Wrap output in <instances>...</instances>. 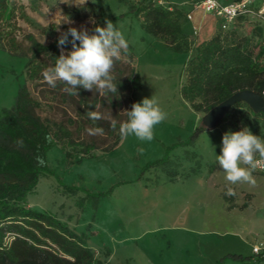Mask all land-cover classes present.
Wrapping results in <instances>:
<instances>
[{"label": "trees", "instance_id": "16d2710c", "mask_svg": "<svg viewBox=\"0 0 264 264\" xmlns=\"http://www.w3.org/2000/svg\"><path fill=\"white\" fill-rule=\"evenodd\" d=\"M15 13V3L0 0V48L5 47V40L12 45L8 48L11 51L16 47ZM141 13L143 20L140 26L144 32L173 44L174 50L180 51L177 41L186 37L180 19L185 20L187 12L177 4L163 7L148 0L139 5L130 4L125 12L110 18L100 12L99 24L95 23L89 34H93L97 25L105 27V20L112 21L127 14L137 16ZM242 18L256 21L259 35L264 30V24L259 20L248 15H241L236 19ZM216 30L210 38L193 47V54L181 68L184 80L179 93L195 111H208L241 89H251L264 96V61L261 59L264 48L254 53L250 48V40L239 36L234 26L222 29L218 25ZM49 34L51 40L46 45L31 39L30 55L25 64L26 76L34 82L36 93L22 84L13 107L3 109L0 114V264H110L95 255L84 234L76 233L52 214L30 207L26 198L39 177L51 173L46 163H39L37 157L44 159L52 146H60L67 160L74 162L93 156L97 151H110L118 145L121 140L120 123L127 120L123 110L130 111L136 99L140 87L139 76L130 60L119 58L114 59L111 71L113 83L118 88L115 94L97 91L95 86L91 91L78 86V95H69L63 91L69 86L62 81H57L55 88L50 87L44 81L42 72L55 65L56 59L61 55V48L57 46L60 35L52 25L49 27ZM71 50V43L64 46L65 54ZM127 54L131 56L128 51ZM59 105H62L60 109L65 114L61 118L41 114L42 110L52 112L59 109ZM102 108L117 112L115 130L111 128V120L107 118L93 122L86 116L87 111ZM254 113L264 115V112ZM225 118L226 114L221 121ZM97 126L104 129V135L111 139L110 143L98 146L95 142L81 139L80 134L84 128ZM206 129L208 128L204 124L195 126L185 139L165 145L164 156L147 162L134 180L141 179L142 172L150 167H167L171 162L172 149L177 146H193ZM46 136L52 137L51 142L45 139ZM18 140L23 141V147L17 145ZM184 154L186 159L195 161V167L190 168L184 175L186 176L201 166V157L188 148L184 150ZM175 175L170 174L169 180L174 179ZM108 193L110 191L105 194ZM105 194L102 193L101 196ZM227 259L252 260L250 256L228 253L212 264H223ZM260 261H264V246L255 254L252 263Z\"/></svg>", "mask_w": 264, "mask_h": 264}, {"label": "rangeland", "instance_id": "374dc122", "mask_svg": "<svg viewBox=\"0 0 264 264\" xmlns=\"http://www.w3.org/2000/svg\"><path fill=\"white\" fill-rule=\"evenodd\" d=\"M147 1L9 0L16 6V47L12 51L9 50L12 45L4 40L6 45L0 48V114L3 109L13 107L22 84H26L32 93H36L34 82H31L25 73L31 39L46 45L51 40L49 34L51 25L59 35L66 32L69 27L78 30L83 27L89 31L95 23L99 24L100 12H103L106 18H110L112 15L125 12L130 4L139 5ZM152 1L163 7L177 4L184 10L190 8L192 3L191 0ZM201 12V9L192 10L189 23L196 25ZM142 20L141 13L137 16L127 14L111 22L124 34L129 44L128 52L131 56L122 50L120 58L130 60L139 76L140 87L134 103L154 96L167 113V118L154 126V139L141 141L131 135L123 142L120 140L110 151H97L93 156L83 157L74 162L67 160L60 146H52L47 150L44 159H40L46 163L51 173L40 176L26 198L30 207L46 211L65 222L76 233L84 234L87 244L97 257L109 260L110 254L107 248L109 246L113 250V262L120 261L129 253L128 249H123L118 240L124 234L138 231V228L131 225L129 227L125 221L124 214L129 211L128 202L132 194L128 183L137 176L147 162L164 156L165 145L178 139H185L195 126L203 125L202 118L207 112L193 110L179 93L184 80L181 68L187 60L186 54L189 56L194 47V35L184 28L185 20L180 19L182 30L186 34V37L177 41L180 51L174 50L173 44L144 32L140 26ZM230 26H234L239 36H245L250 40V48L254 53L264 48V30L259 35L256 21L249 18L236 19ZM261 59L264 61V54ZM58 108L52 112L42 110L41 114L61 118L65 115L60 109L62 105ZM98 111L109 120L118 118L115 110L102 108ZM244 127L264 139V115L254 113L245 102L240 101L239 104L229 108L225 120L217 123L211 133L202 135L205 141L200 142L201 146L175 147L170 152L171 162L167 167H150L144 170L139 182L143 186H149L155 182L168 181L172 173L176 174L175 177H183L190 168L195 167L194 159L185 158L186 148L194 152L195 149L200 151L204 147L203 143L208 140H217L223 137L225 132L240 131ZM87 128L90 127L81 131V139L95 142L98 146L111 142V139L105 135H88ZM139 149H143L142 153L138 151ZM256 157L259 155L257 154ZM109 191L110 193L105 194ZM102 193L105 195L101 196ZM153 247L158 250L161 246L158 244ZM243 253L249 254L250 248H245ZM258 263L248 260L240 262V264Z\"/></svg>", "mask_w": 264, "mask_h": 264}, {"label": "crops", "instance_id": "0c3cea01", "mask_svg": "<svg viewBox=\"0 0 264 264\" xmlns=\"http://www.w3.org/2000/svg\"><path fill=\"white\" fill-rule=\"evenodd\" d=\"M190 10L191 5L185 11ZM216 27V18L203 11L196 25L188 19L184 24L194 35L193 46L210 38ZM192 54L193 50L189 56L186 54V59ZM212 131L204 130L194 145L201 146L200 142L205 141L202 135ZM202 146L200 151L193 147L202 158L195 172L149 186H143L140 179L128 183L132 194L125 221L138 231L118 240L123 249L129 250L120 261L113 262V250L107 246L110 264H212L228 253L250 256L253 260V244L264 241V172H253L255 186L231 185L216 162L222 137ZM228 187L235 190V196L225 194ZM158 244L161 247L157 250L153 246ZM247 247L249 254L243 253ZM240 262L227 259L223 264Z\"/></svg>", "mask_w": 264, "mask_h": 264}, {"label": "clouds", "instance_id": "9594fccd", "mask_svg": "<svg viewBox=\"0 0 264 264\" xmlns=\"http://www.w3.org/2000/svg\"><path fill=\"white\" fill-rule=\"evenodd\" d=\"M66 22L72 23L70 20ZM105 24V27L95 26L91 35L83 27L79 30L69 27L66 32L60 34L57 46L61 48V55L56 59L54 66L42 72L44 81L50 87L55 88L57 81H62L69 86L63 89L69 95H78V86L89 91L95 86L97 91L113 94L118 92L111 71L114 59L120 58L122 50L127 52L129 44L124 34L110 20H105ZM68 43H71L72 50L65 54L64 46ZM124 112L127 120L119 126L122 142L131 135L141 141L153 140L154 126L167 118V113L154 96L143 98L141 102L134 103L130 111ZM86 116L93 122L103 119L99 111H87ZM110 126L115 130L117 121L112 119ZM86 132L90 136L104 135V129L98 126L87 128ZM45 139L51 142L52 137L46 136ZM16 143L23 147L22 140ZM138 151L142 153L143 149ZM257 154L259 159L256 158ZM37 159L39 163H43L39 157ZM216 162L222 167L225 180L229 184L247 183L255 186L257 181L253 172L259 165H264V139L252 134L247 127L236 132H225L222 137L221 154L216 156ZM225 194L235 196L236 192L232 187H228Z\"/></svg>", "mask_w": 264, "mask_h": 264}, {"label": "built area", "instance_id": "2783aa9c", "mask_svg": "<svg viewBox=\"0 0 264 264\" xmlns=\"http://www.w3.org/2000/svg\"><path fill=\"white\" fill-rule=\"evenodd\" d=\"M195 9L211 13L222 29H227L241 15L251 16L264 24V0H195L191 3V10L186 13V19H191V11ZM256 170L264 172V165H259ZM263 246V240L256 242L252 246V252L258 254Z\"/></svg>", "mask_w": 264, "mask_h": 264}, {"label": "water", "instance_id": "95a60500", "mask_svg": "<svg viewBox=\"0 0 264 264\" xmlns=\"http://www.w3.org/2000/svg\"><path fill=\"white\" fill-rule=\"evenodd\" d=\"M240 101L245 102L253 112H264V96L251 89H241L211 107L202 118L203 124L208 129L215 127L229 108Z\"/></svg>", "mask_w": 264, "mask_h": 264}]
</instances>
